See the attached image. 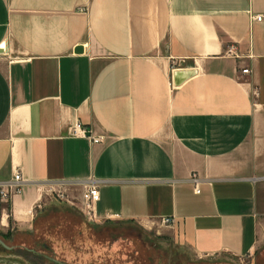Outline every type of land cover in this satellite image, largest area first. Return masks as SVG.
Returning a JSON list of instances; mask_svg holds the SVG:
<instances>
[{
	"label": "crops",
	"instance_id": "1",
	"mask_svg": "<svg viewBox=\"0 0 264 264\" xmlns=\"http://www.w3.org/2000/svg\"><path fill=\"white\" fill-rule=\"evenodd\" d=\"M76 120L101 140L71 135ZM16 169L1 229H31L60 188L90 220L250 254L264 228V0H0V181Z\"/></svg>",
	"mask_w": 264,
	"mask_h": 264
},
{
	"label": "rangeland",
	"instance_id": "2",
	"mask_svg": "<svg viewBox=\"0 0 264 264\" xmlns=\"http://www.w3.org/2000/svg\"><path fill=\"white\" fill-rule=\"evenodd\" d=\"M62 191L51 190L52 199L36 207L31 229L0 228V237L11 246L0 243V264H264V228L248 255H197L163 224L90 220L77 199L72 202L71 194Z\"/></svg>",
	"mask_w": 264,
	"mask_h": 264
},
{
	"label": "built area",
	"instance_id": "3",
	"mask_svg": "<svg viewBox=\"0 0 264 264\" xmlns=\"http://www.w3.org/2000/svg\"><path fill=\"white\" fill-rule=\"evenodd\" d=\"M256 19H261L260 14L253 15ZM229 53L233 52V46L228 47ZM243 72L248 71L247 67L242 68ZM70 134L74 136H86L93 142L101 140L100 136L94 135L91 129L83 125L79 120H76L71 127ZM25 179L23 178L20 169H16L7 180L0 181V202L9 200L13 195L21 192ZM51 190L57 191L58 194L63 195V191L60 188H51ZM99 199V190L96 184H90L82 191V206L89 217L93 216V208L97 200ZM173 218L171 216H164L161 218V222L168 224L171 223Z\"/></svg>",
	"mask_w": 264,
	"mask_h": 264
},
{
	"label": "water",
	"instance_id": "4",
	"mask_svg": "<svg viewBox=\"0 0 264 264\" xmlns=\"http://www.w3.org/2000/svg\"><path fill=\"white\" fill-rule=\"evenodd\" d=\"M0 243L6 248H10L11 247L10 245L6 244L1 237H0Z\"/></svg>",
	"mask_w": 264,
	"mask_h": 264
}]
</instances>
